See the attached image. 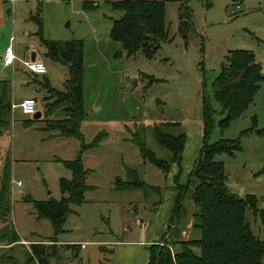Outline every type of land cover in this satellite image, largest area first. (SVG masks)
<instances>
[{
    "label": "rangeland",
    "instance_id": "rangeland-1",
    "mask_svg": "<svg viewBox=\"0 0 264 264\" xmlns=\"http://www.w3.org/2000/svg\"><path fill=\"white\" fill-rule=\"evenodd\" d=\"M81 1L15 0L13 4L7 2L4 5L0 56L3 57L9 38L14 37L13 48L18 59H27L28 54L34 51L36 58L42 60L47 68L45 74L34 75L19 60L4 66L0 58V80L9 81L11 87L4 100V103L8 99L11 101V110L6 118L9 124L6 127L0 125V184L7 162L11 176L8 181L11 204L9 220H12L21 237L30 239L31 232L44 237L53 234L47 220L35 219L32 213L34 209L24 197L29 196L34 200L59 199L62 196L59 179L69 178L70 172L58 159H72L79 150L78 141L74 138L65 140L68 143L59 138L42 140L46 133L53 132L54 135L49 137L60 136L56 129H46L49 123L57 127L58 121L67 120L72 115L68 101L62 100L61 96L67 92L64 83L68 78L67 64L63 57L61 62L44 55L47 47L43 40L59 43L82 41L83 109L89 120L81 131L86 142L103 129L110 128L112 132L110 136L104 131L109 140L82 155L85 166L93 170L86 178L92 189L85 192L86 202L73 207L75 211L66 217L63 232L56 236L65 243L85 242L87 248L76 256L75 248L62 246L57 250L58 257L55 256L57 259L52 261L53 264H96L93 241L123 238L124 241L133 242L142 238L143 230L147 227L145 222L150 224L153 217L149 209L158 208L153 202L157 195L152 193L150 197H143L139 190L112 189L118 181L129 177L126 168L133 167L139 177L153 184L162 183L163 177L161 179L156 167L141 163L137 149L126 140L130 136L127 127L132 131L137 128L140 134L144 131L147 146L157 156L169 158L170 153L154 139L153 122L182 121L183 125L179 128L162 129L163 133L178 134L185 129V124L201 120L204 95L214 118L208 142L240 138L241 149L233 156L225 153L215 155V160L223 164L227 188L239 197L254 194L259 198L264 195V135L256 133V130H264V80L260 82L253 102L223 129H220L218 122L225 112L215 100L212 87L221 64L229 51L235 49L250 51L255 62L260 63L264 75V0H210L207 8L202 0H189L193 14L191 30L186 37L179 31L180 3L166 1V36L150 57L141 51L126 56L121 43L109 37L112 19L119 18L121 11L113 10L99 1L96 9L84 12ZM14 4L19 8L8 14V9ZM38 8L42 24L40 34L32 18ZM26 47L30 49L25 51ZM151 77L156 80L150 81ZM45 78L54 88L53 91L49 92L44 87ZM56 91L60 94L57 95ZM28 97L35 99L36 111L41 112V116L26 127L25 120L32 118V115H24L19 108H12L11 105ZM108 119L127 122L128 125L110 126L112 124L101 122ZM248 128L253 131L242 135ZM187 164V161L181 164L180 183L187 180ZM172 166H176V170H170L165 178L170 177L174 187L178 168L176 163ZM17 181H20L19 185ZM164 182L162 184H166ZM191 184L184 196L186 200ZM168 200L163 203L165 208L168 207ZM263 205V202H259L258 207ZM133 211L137 213L132 215ZM189 211L186 204L182 205L177 220L187 221ZM2 213L4 211L0 212V232L7 227ZM245 219L252 231L264 240V226L259 217L247 209ZM190 236L192 234L188 238ZM167 243L169 249L175 251L172 243ZM26 249L18 247L12 252L13 256L22 255L18 264H24ZM8 253L0 249V264H14L7 258Z\"/></svg>",
    "mask_w": 264,
    "mask_h": 264
},
{
    "label": "trees",
    "instance_id": "trees-1",
    "mask_svg": "<svg viewBox=\"0 0 264 264\" xmlns=\"http://www.w3.org/2000/svg\"><path fill=\"white\" fill-rule=\"evenodd\" d=\"M99 1H103L113 10L122 12L119 18L112 19L109 37L121 43L126 56L141 51L146 57H150L159 47L167 32L165 29L166 1L180 3L178 7L179 31L183 36L186 37L191 30L193 13L188 5L189 0H82L81 8L86 12L93 11L99 6ZM202 2L206 8L210 6V0H202ZM39 13L40 9L38 8L36 15L32 16L38 26V34L42 30ZM43 43L47 47L46 56L57 61H61L63 57V61L67 64L68 78L64 82L67 85V92L61 96L62 100L68 101V108L72 113L67 120L58 121L57 127H53V124L49 123L46 129H56L60 136L76 139L79 143V150L72 159H58L62 166L70 172L69 178L61 177L59 179L62 192L59 199L34 200L29 196L24 197V200L32 205L35 218L47 220L53 230L51 237L38 239L28 245L27 255H23L24 264H53L52 261L57 259L55 258L57 250L63 248L62 246L68 249L75 248L76 256H78L77 249L80 248V245H58L56 236L63 232L64 221L69 214L74 212L73 207L86 202L85 192L92 189L86 183V178L93 170L84 166L82 155L84 152L96 148L108 135L104 131H99L90 141L86 142L81 131V124L86 116L83 109L82 92V41L70 40L59 43L43 40ZM154 80L156 79L151 77L150 81ZM263 80L261 65L255 62L254 55L250 51L243 49L229 51V55L221 64L220 71L212 82L213 96L221 110L225 112L218 122L220 129L228 126L233 119L239 117L246 110L253 102L254 95ZM44 81V87L49 92L53 91L54 88L50 86L48 80L45 78ZM9 87V81L0 80V125L2 127L9 124L6 118L11 110V101L8 99V102L4 103ZM56 94L60 93L56 91ZM202 99L201 147L185 183L179 182V175L182 170L181 160L187 135L184 130L175 135L162 132L163 128L181 127L182 121L153 122L154 139L170 153L169 158L157 156L147 146L144 131L140 134L137 128L132 131L127 127L130 136L126 140L135 146L143 163H149L159 169L164 174H162L164 178L171 170L172 164L176 163L178 174L174 177V188L176 189L174 219L177 217L189 183L196 181L191 195L194 205L191 224L192 236L186 240L173 242L171 246L175 248V251L169 249L168 243L163 238L159 243L150 244L147 247L149 254L147 264H264V240L252 231L245 219V212L250 209L254 215L259 217L264 226V205L261 208L258 207L259 202L264 203V195L259 198L254 194L239 197L227 188V177L223 164L215 160V155L225 153L233 156L236 151L241 149L240 138H222L214 143L208 142L214 127V118L205 95ZM1 116L5 117L1 119ZM38 120L39 118L29 117L25 120L27 121L25 126L29 127L30 124ZM250 131L252 132L253 129L244 130L242 135H247ZM256 133L264 135V130H256ZM6 164L7 162L4 165L2 183L0 184V212L4 211L1 215L6 221L7 227H4L0 232L2 233V235L0 234V244L12 245L7 249L9 252L7 258L16 263L17 257L13 256L12 252L18 247L24 248L25 246L19 243L21 238L9 220L11 204L8 181L11 176L10 166ZM126 169L129 177L118 181L113 187L114 190H139L143 195L153 192L160 193L161 187L144 181L139 177L136 169ZM155 204L160 205L161 200L159 199Z\"/></svg>",
    "mask_w": 264,
    "mask_h": 264
},
{
    "label": "crops",
    "instance_id": "crops-1",
    "mask_svg": "<svg viewBox=\"0 0 264 264\" xmlns=\"http://www.w3.org/2000/svg\"><path fill=\"white\" fill-rule=\"evenodd\" d=\"M20 1L21 0H19V2ZM7 2L13 4L15 2V0L13 2L6 1V0H0V28L4 25V22H5V13H4L5 6L4 5ZM16 2H17V0H16ZM26 3H28V2H26ZM18 8H19V5H16V4L12 5V7H10L8 9V14L11 13L12 10L14 11L15 9L17 10ZM9 42H10V38H9ZM44 55H46V52H44ZM1 57L2 56H0V58ZM4 66H6V65H4ZM10 89H11V87H10ZM28 98H33V97H28ZM86 117L87 116H85V119L81 124V128L89 120ZM101 122L112 124L110 126L121 125V127H122L124 125H128V124H126L127 122L126 123L125 122H118V121H115L113 119H108L105 121L101 120ZM184 128H185L184 132L187 135V141H186L185 148L183 151L181 164H182V162H186V161L188 162V164H187L188 166L186 167V172H185V174L188 176V173H189L195 159L197 158L199 149L201 147V140H200L201 139V132H202L201 120L197 121V123H187V124H185ZM195 130H197V131H195ZM103 131H106L111 136L112 132L110 131V128H108L106 130L103 129ZM50 135H54L53 132L52 133H46V136L44 138H42V140H44V139L51 140V139H56V138L58 139L59 138L61 141L68 143L65 140H69L71 138V137H60V136L49 137ZM198 138H199V141H198ZM108 140H109V138L106 139L105 141H102L98 146L107 142ZM90 151L91 150H89L87 152H90ZM140 161L143 165L148 164V163H143V161L141 159H140ZM84 166H85V164H84ZM128 167H130V166H128ZM175 167L172 166L171 170H173ZM86 168H88V167H86ZM175 170H176V168H175ZM181 172H182V170H181ZM159 173H160V177L162 179V177H163L162 173L160 171H159ZM179 178H180V175H179ZM164 179H165L166 184H162L164 182ZM143 180L146 181L147 183L151 184V185H156V186L161 187L160 193L159 194L155 193V195H157V199L155 201H153V202H157L160 199L161 204L157 205L158 208H156V209L153 207H151L149 209L150 214L153 216L150 224L148 223V225H147V223L145 222V226H147V227H145L143 230L142 238L138 239L137 241H133V242L124 241L123 238L121 240L113 239V240H109V241H99V240L93 241V244L96 247L95 251L93 253L95 256L96 264H147L148 256H149L147 247L150 244L159 243L160 241H162V238L165 239L169 243L178 242V241L188 239V236L192 234L191 224H192V213L194 211V205H193V202L191 199V195H192L193 188L195 187L196 181L192 182V184L189 188V195H188L187 200L184 198L183 202H182V205L186 204V208L190 209V211L187 215V221L182 220L180 222L179 219L177 220L176 216H175L176 218L174 219V214H173L174 213L173 207H174V201H175V197H176V190L171 184L172 179L170 177H168L167 179L163 177V182L162 183L160 182L157 184L150 183L145 179H143ZM86 183H87V181H86ZM89 186H91V185H89ZM112 190H114V189H112ZM151 194H149V195H143L142 194V196L143 197H147V196L150 197ZM167 199H169L168 200L169 201L168 207L165 208V204H163V203H165V201ZM32 213H34V212L32 211ZM135 213H137V211H133L132 215H135ZM34 217H35V215H34ZM10 219H11V217H10ZM171 219H172V221H170ZM36 220L39 221L40 219H36ZM12 224H13V222H12ZM169 224L172 226L169 227ZM14 228H15V226H14ZM16 231H17V229H16ZM17 233H18V231H17ZM52 235L53 234H51L50 236L44 237V236H41L35 232L30 233V237L32 239H35V240L42 239V238H48V237H51ZM19 236L21 238V241L19 243H22L26 248L28 247V245L30 243L35 242V240H32L31 238L30 239L23 238V237H21L20 234H19ZM56 239H57L58 245H64V244L81 245V244H84V247L80 246V248L77 249L78 255H79V253H81L82 250L85 251L87 248V243L82 242V241H78L75 243L74 242L65 243V242L59 241L58 238H56ZM10 246H12V245H0V249L3 248V249H5V251H7V249H9ZM13 246H15V245H13ZM15 257H17L16 263L18 264V261H21V259H22L21 258L22 255L15 256ZM83 257H85V256H83ZM88 263H89V261H88Z\"/></svg>",
    "mask_w": 264,
    "mask_h": 264
},
{
    "label": "built area",
    "instance_id": "built-area-1",
    "mask_svg": "<svg viewBox=\"0 0 264 264\" xmlns=\"http://www.w3.org/2000/svg\"><path fill=\"white\" fill-rule=\"evenodd\" d=\"M6 1L13 2L14 0H6ZM13 45H14V38L10 37L9 45L6 47L3 57L1 58L4 65L9 66L14 64L16 60H19L22 63L23 67L34 75H43L47 72L46 65L42 60L38 58H36L33 61L30 60L29 57L23 60L18 59V57L14 52ZM11 106L12 108H19L22 114L24 115H33L36 113V101L34 98H25L21 100L19 103L16 104L14 103ZM12 182H14V180H12ZM16 184L19 185L20 181H17ZM171 226L172 225L169 224V227ZM80 246L84 247V244H81Z\"/></svg>",
    "mask_w": 264,
    "mask_h": 264
},
{
    "label": "water",
    "instance_id": "water-1",
    "mask_svg": "<svg viewBox=\"0 0 264 264\" xmlns=\"http://www.w3.org/2000/svg\"><path fill=\"white\" fill-rule=\"evenodd\" d=\"M28 49H29V47H26V48H25V51H27ZM29 58H30V60H32V61L35 60V59H36V53H35L34 51L30 52V53H29ZM40 116H41V112L36 111V113L32 115V118H33V119H37V118H39Z\"/></svg>",
    "mask_w": 264,
    "mask_h": 264
}]
</instances>
